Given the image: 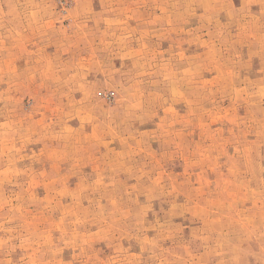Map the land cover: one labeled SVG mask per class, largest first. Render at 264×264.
Here are the masks:
<instances>
[{"label": "rangeland", "instance_id": "374dc122", "mask_svg": "<svg viewBox=\"0 0 264 264\" xmlns=\"http://www.w3.org/2000/svg\"><path fill=\"white\" fill-rule=\"evenodd\" d=\"M0 264H264V0H0Z\"/></svg>", "mask_w": 264, "mask_h": 264}]
</instances>
